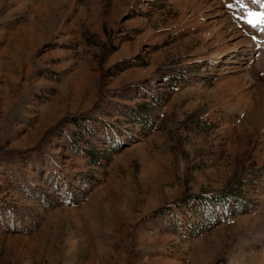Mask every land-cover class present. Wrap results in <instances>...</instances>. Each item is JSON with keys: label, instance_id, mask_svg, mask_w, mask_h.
<instances>
[{"label": "rangeland", "instance_id": "rangeland-1", "mask_svg": "<svg viewBox=\"0 0 264 264\" xmlns=\"http://www.w3.org/2000/svg\"><path fill=\"white\" fill-rule=\"evenodd\" d=\"M242 3L0 0V264H264Z\"/></svg>", "mask_w": 264, "mask_h": 264}, {"label": "snow or ice", "instance_id": "snow-or-ice-1", "mask_svg": "<svg viewBox=\"0 0 264 264\" xmlns=\"http://www.w3.org/2000/svg\"><path fill=\"white\" fill-rule=\"evenodd\" d=\"M238 3H241V6L243 7L242 0H237ZM253 3H261V0H252ZM232 5L230 4L229 7ZM261 7L264 8V3H261ZM249 19L247 23L251 25L252 27H256L257 25H264V11L261 12H249Z\"/></svg>", "mask_w": 264, "mask_h": 264}, {"label": "bare ground", "instance_id": "bare-ground-1", "mask_svg": "<svg viewBox=\"0 0 264 264\" xmlns=\"http://www.w3.org/2000/svg\"><path fill=\"white\" fill-rule=\"evenodd\" d=\"M212 33H213V32H212ZM231 51H232V50H231ZM218 54H219V53H218ZM221 55H222V54H219V56H218V59H220V58H221V57H220ZM231 66H232V65H231ZM234 69H235V68H234ZM234 69H233V70H234Z\"/></svg>", "mask_w": 264, "mask_h": 264}]
</instances>
